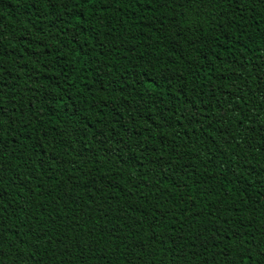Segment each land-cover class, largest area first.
I'll return each instance as SVG.
<instances>
[{"label": "trees", "instance_id": "trees-1", "mask_svg": "<svg viewBox=\"0 0 264 264\" xmlns=\"http://www.w3.org/2000/svg\"><path fill=\"white\" fill-rule=\"evenodd\" d=\"M0 264H264V0H0Z\"/></svg>", "mask_w": 264, "mask_h": 264}]
</instances>
